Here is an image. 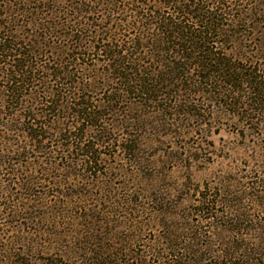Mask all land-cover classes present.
<instances>
[{"label": "trees", "instance_id": "obj_1", "mask_svg": "<svg viewBox=\"0 0 264 264\" xmlns=\"http://www.w3.org/2000/svg\"><path fill=\"white\" fill-rule=\"evenodd\" d=\"M24 1L0 5V127L21 136L10 139L20 158H30V152L56 158L57 149L65 147L67 158L85 156L81 165L91 171L99 160L96 147L116 143L126 157L135 158L138 132L150 123L134 111L151 107L164 116L172 109L200 117L206 110L191 96L222 103L229 115L264 137V62L248 59L242 44L258 46L254 58L264 59V0H87L77 8L56 0L51 7L64 2L63 7L49 15L40 13L49 0ZM25 26L31 33L24 36ZM52 171L43 169L48 175ZM30 173L20 184L24 191L40 180ZM201 198L196 211L214 219L207 197ZM246 216L219 222L233 236L225 247L218 244V252L212 242L199 243L202 235L208 238L204 232L184 237L181 228L142 254L123 253L125 245L113 253L93 244L79 255L60 251L37 264H62L60 259L67 262L74 254L79 256L75 264H264V240L243 243L245 231L259 228L243 224ZM208 224L219 233L216 221ZM4 246L0 264H29L20 256L31 245L16 253Z\"/></svg>", "mask_w": 264, "mask_h": 264}, {"label": "rangeland", "instance_id": "obj_2", "mask_svg": "<svg viewBox=\"0 0 264 264\" xmlns=\"http://www.w3.org/2000/svg\"><path fill=\"white\" fill-rule=\"evenodd\" d=\"M10 1L25 2L0 0V5L8 7ZM54 1L45 3L48 6L40 13L49 15L51 10L63 7L61 2L52 8ZM66 1L74 8L76 3L87 4V0ZM19 21L24 22L20 18ZM30 31L25 26L24 36ZM242 44L248 59L258 65L264 62L254 58L258 46L249 41ZM188 98L197 106L203 105L205 112L197 110L202 116L192 117L172 109L166 112L171 115L164 116L156 108L136 109L134 114L150 125L144 124L138 132L135 158L126 157L118 143L102 144L96 147L98 153L94 155L99 160L91 171L89 166L85 169L81 165L87 163L85 156L71 153L67 158L65 147L56 150V158L45 159L33 152L30 158H20L17 144L10 139L21 136L0 127V247L6 249L7 243L8 251L16 253L31 245L27 255L20 256L29 264L48 259L52 253L55 257L60 251L79 255L80 249L93 244L113 253L125 245L123 253L142 254L149 246L156 247L161 237L174 234L172 230L179 233L183 228L184 237L194 235V230L204 232L208 238L202 235L199 243L212 242L211 249L218 252L222 248L218 244L225 247L227 238L233 236L219 222L225 223L238 213H247L243 224L259 227L245 231L248 234L243 235V243L255 246V242L264 240V184L260 183L264 180V137L229 115L222 103L196 96ZM120 132H114L112 137ZM46 146L56 149L53 144ZM46 167L53 168L50 175L43 172ZM10 169L18 170L17 175ZM30 171L34 181L37 177L40 180L24 191L20 184L30 177ZM204 196L210 202L214 219L208 218L206 212L196 211ZM209 219L216 221L218 234L209 227ZM76 254L67 262L60 259L62 264H75L79 257Z\"/></svg>", "mask_w": 264, "mask_h": 264}]
</instances>
